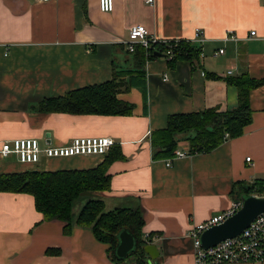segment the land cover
<instances>
[{
  "label": "crops",
  "instance_id": "1",
  "mask_svg": "<svg viewBox=\"0 0 264 264\" xmlns=\"http://www.w3.org/2000/svg\"><path fill=\"white\" fill-rule=\"evenodd\" d=\"M133 26L158 40L188 42L204 56L173 63L160 56L140 68L123 44ZM197 29L201 45L193 40ZM114 69L133 77V86L117 95L134 106L130 116L39 110L47 99L110 82ZM243 74L263 85L250 93L251 122L241 136L196 154L180 137L172 156L188 155L170 166L172 156L155 157L151 134L166 129L170 116L234 109L237 90L226 80ZM77 137H109L115 149L99 157L42 158L36 168L0 157V175L104 166L110 176L108 191L74 202L67 235L62 222L44 220L31 195L0 192V264H117L108 245L76 225L91 199L101 200L105 212L140 209L139 235L153 237L158 264H196L191 228L238 200L241 186L264 179V0H114L109 13L98 0H0V147L18 138L62 147Z\"/></svg>",
  "mask_w": 264,
  "mask_h": 264
},
{
  "label": "trees",
  "instance_id": "2",
  "mask_svg": "<svg viewBox=\"0 0 264 264\" xmlns=\"http://www.w3.org/2000/svg\"><path fill=\"white\" fill-rule=\"evenodd\" d=\"M177 51L179 54L170 60V63L179 59L192 60L199 56L198 50H195L190 43L181 40ZM146 53L140 47H137L133 53L136 65L140 68L146 61L157 58L155 54L147 56ZM136 74L140 78L144 76L141 70ZM125 76L129 77L127 81L124 79ZM226 81L237 90L236 107L228 111L209 108L197 113L170 116L166 129L151 134V143L157 149L155 157L172 156L176 142L182 136L188 142L189 154H196L208 153L226 140L242 135L243 129L251 122L250 93L263 85V81H254L247 74L236 78L229 77ZM132 86L133 77L130 72L114 69L110 82L74 90L60 98L47 99L39 104V110L44 113L71 115L130 116L134 106L118 100L117 95L127 92ZM137 87L142 93L145 108L147 103L145 80L141 78ZM114 149L113 145L106 156ZM109 183L110 176L104 166L81 171L28 169L22 173L0 175V192L31 195L36 211L43 215L44 220L62 222L63 233L67 235L71 228L74 202L89 193L108 191ZM263 192L264 179H259L249 185L241 186L238 195L240 199L241 195ZM142 224L140 209L120 208L105 212L103 202L98 199L89 200L76 218L78 227L90 229L98 242L108 245L110 258L117 264L123 263L116 260L114 251L118 243V234L124 229L134 235L139 247L131 257L133 262L129 264H150L142 247L151 243V240L141 239L139 231Z\"/></svg>",
  "mask_w": 264,
  "mask_h": 264
},
{
  "label": "built area",
  "instance_id": "3",
  "mask_svg": "<svg viewBox=\"0 0 264 264\" xmlns=\"http://www.w3.org/2000/svg\"><path fill=\"white\" fill-rule=\"evenodd\" d=\"M47 2L49 0H39ZM148 4L152 0H147ZM98 7L101 12L109 13L114 9V0H98ZM255 33H250V38ZM228 40H236L232 34H228ZM194 42L201 45L204 42L201 30L194 32ZM180 40H158L152 36L144 26H133L128 31L127 40L123 42L127 52L133 54L137 47L144 49L147 56L157 54L170 61L178 54L177 51ZM223 54V50L214 52V56ZM203 53L199 50V58H203ZM230 74V72H228ZM164 81L167 78L164 76ZM114 142L109 137H77L69 144L62 147H41L39 141L35 138H18L6 141L1 144L0 157L8 158L15 156L22 165L36 168L42 158H71V157H99L108 153ZM185 154L176 151L175 154L166 161V166ZM250 158H246L249 162ZM254 196H264L261 194H252ZM241 206L240 199L233 201L228 208L211 216L203 222L193 226L189 236L193 241V260L196 264H224V263H245V264H264V213L260 214L238 237L227 239L214 247L203 249L199 238L203 231L218 225L227 218L235 214ZM144 240H151L150 234H145ZM156 239V237L154 238Z\"/></svg>",
  "mask_w": 264,
  "mask_h": 264
},
{
  "label": "water",
  "instance_id": "4",
  "mask_svg": "<svg viewBox=\"0 0 264 264\" xmlns=\"http://www.w3.org/2000/svg\"><path fill=\"white\" fill-rule=\"evenodd\" d=\"M156 57H160L155 54ZM240 209L222 223L212 226L202 232L199 238L203 249L214 247L220 242L238 237L262 213H264V196L241 195ZM138 243L134 235L128 230L118 234L114 256L122 264H129L131 257L138 251ZM143 253L148 257V263L158 264V249L153 244L142 247Z\"/></svg>",
  "mask_w": 264,
  "mask_h": 264
},
{
  "label": "rangeland",
  "instance_id": "5",
  "mask_svg": "<svg viewBox=\"0 0 264 264\" xmlns=\"http://www.w3.org/2000/svg\"><path fill=\"white\" fill-rule=\"evenodd\" d=\"M181 139H184V137L182 136V138ZM30 170H33V169H30ZM34 170H39V169H34ZM95 194V193H94ZM87 195V194H86ZM86 195H83V197L82 198H84V196H86Z\"/></svg>",
  "mask_w": 264,
  "mask_h": 264
},
{
  "label": "bare ground",
  "instance_id": "6",
  "mask_svg": "<svg viewBox=\"0 0 264 264\" xmlns=\"http://www.w3.org/2000/svg\"><path fill=\"white\" fill-rule=\"evenodd\" d=\"M149 244H151V243H149Z\"/></svg>",
  "mask_w": 264,
  "mask_h": 264
}]
</instances>
